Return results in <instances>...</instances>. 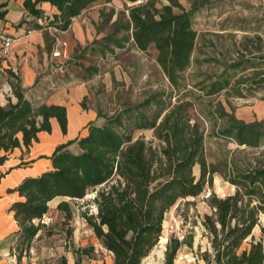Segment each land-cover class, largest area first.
Returning a JSON list of instances; mask_svg holds the SVG:
<instances>
[{
  "label": "trees",
  "instance_id": "1",
  "mask_svg": "<svg viewBox=\"0 0 264 264\" xmlns=\"http://www.w3.org/2000/svg\"><path fill=\"white\" fill-rule=\"evenodd\" d=\"M97 1L23 0V5L27 15L36 20L34 29L66 31ZM187 1L188 10L178 0H168L169 4L161 8L157 7L158 0H130L133 5L127 9L136 48L156 51L157 63L175 89L181 88L182 74L190 67L195 50L193 17L210 3ZM45 2L57 9L52 16L38 7ZM9 76L17 102L0 106V165L16 148L23 145L29 150L39 141L40 132L51 133L52 119L57 120L63 135L68 132L66 107L34 105L25 98L20 78L12 72ZM228 85L227 80L217 82L209 95L220 93ZM193 107L191 101H178L159 123L150 122L144 115L139 117L138 129L153 130L158 146L144 138L133 140L130 133L121 131L120 117L102 126L89 125L84 135L58 146L49 158L52 168L39 177L25 179L15 190L24 198L12 206L20 228L17 250L41 231L42 226L33 222L48 213L49 203L55 198L68 199L57 209L70 220V201L82 200L90 190H98L94 200L97 214L88 216L86 212L83 217L99 243L113 255V264H143L162 237L167 213L178 201L196 198L207 186L213 187L218 173L207 162L205 129L192 116ZM210 114L228 118L227 126L216 137L232 139L239 145L244 144V134L264 140L260 122L246 124L219 106ZM74 144L79 152L70 149ZM196 166H200L199 178L194 174ZM227 181L236 192L225 198L216 194L209 197L212 214L205 216L203 226L210 236L212 252L206 251L201 257L206 264H264V166L250 167ZM257 227L260 236L255 235ZM183 245L191 247V238L188 242L171 239L164 264H174ZM78 253L88 255L89 250L79 249Z\"/></svg>",
  "mask_w": 264,
  "mask_h": 264
},
{
  "label": "rangeland",
  "instance_id": "2",
  "mask_svg": "<svg viewBox=\"0 0 264 264\" xmlns=\"http://www.w3.org/2000/svg\"><path fill=\"white\" fill-rule=\"evenodd\" d=\"M178 2L187 10L190 8L187 0ZM109 3L115 7L106 5ZM168 4V0H158L157 7ZM132 5L130 0H105L94 10L95 15L87 11L84 17L90 19L97 35L86 32L85 43H71L70 76L77 85L87 83L88 94L80 104L88 114L94 112L80 136L89 125L102 126L120 117L121 131L130 133L133 140L144 138L158 146L153 130L138 129L139 117L144 115L150 122L159 123L167 109L178 101L194 104L191 114L200 120L206 133L207 162L218 173L214 175L213 187L207 186L196 198L178 201L167 213L162 237L146 261L164 263L171 239L188 242L191 238L192 246L183 245L174 264H189L187 260L196 255L199 260L191 264H206L201 255L212 252L210 236L203 226L205 216L212 214L209 197L234 195L236 187L228 178L250 167L264 166L263 139L244 134V144L239 145L232 139L216 137L227 126L228 118L210 114L215 107H223L241 122L262 123L260 131L264 134V0H210L194 15L197 41L191 65L182 74L180 89L171 86L157 63L154 49L142 52L136 48L127 10ZM174 11L180 13L178 8ZM226 80V89L209 95L214 84ZM67 93L70 97L71 90L67 89ZM70 149L79 152L77 144ZM194 174L200 177V166L194 168ZM97 191L90 190L84 199L70 201V220L57 209L68 199L55 198L48 213L33 222L42 226L41 231L17 252L26 257L34 247L39 264H107L109 252L83 217L86 212L88 216L97 214ZM261 223L264 225L262 216ZM255 235L260 236V227ZM79 249L89 250V254L81 255Z\"/></svg>",
  "mask_w": 264,
  "mask_h": 264
},
{
  "label": "crops",
  "instance_id": "3",
  "mask_svg": "<svg viewBox=\"0 0 264 264\" xmlns=\"http://www.w3.org/2000/svg\"><path fill=\"white\" fill-rule=\"evenodd\" d=\"M104 1L95 2L75 18L66 31H59L54 28L34 29L32 25L36 20L27 15L23 0H0V39L2 37L15 39L10 55L2 58L0 106L7 107L10 103L17 102L10 85L9 72H12L20 78L25 98L31 103L60 105L66 107L68 112L66 135H63L57 120L52 119L51 133L40 132L39 141L29 150L23 145L16 148L6 162L0 165V264H39L34 247L31 248L28 256L18 257L20 228L12 206L16 202L23 201L24 198L15 190L25 179L39 177L50 170L52 162L49 158L56 148L78 138L84 132L83 128L94 117L93 111L88 114L80 104L81 99L88 94L87 83L77 85L76 79L70 76L72 71L68 63L71 60V43H85L86 32L90 35L95 32L90 19L84 17L85 13L89 11L90 15H95L94 10L104 4ZM106 5L115 7L112 3ZM38 7L46 16H52L57 12L50 3H41ZM24 20L27 23L22 24ZM39 24L41 25L42 22ZM95 34L97 35L96 32ZM57 38L68 43L69 60L52 57L57 49ZM62 65L64 72L60 69ZM67 89L71 90L70 97L67 96ZM108 254L107 264H113V255ZM146 260L143 264H148Z\"/></svg>",
  "mask_w": 264,
  "mask_h": 264
},
{
  "label": "built area",
  "instance_id": "4",
  "mask_svg": "<svg viewBox=\"0 0 264 264\" xmlns=\"http://www.w3.org/2000/svg\"><path fill=\"white\" fill-rule=\"evenodd\" d=\"M60 31V30H59ZM15 42L14 38H1L0 39V58H7L11 52V46ZM56 46L57 49L53 52L52 57L54 59H61V60H69L70 53H69V45L66 41L56 39ZM61 71L64 72V65L61 66ZM196 260H199L198 255L195 257L192 256L190 259L187 260V263L191 264L194 263Z\"/></svg>",
  "mask_w": 264,
  "mask_h": 264
},
{
  "label": "water",
  "instance_id": "5",
  "mask_svg": "<svg viewBox=\"0 0 264 264\" xmlns=\"http://www.w3.org/2000/svg\"><path fill=\"white\" fill-rule=\"evenodd\" d=\"M140 3V2H139Z\"/></svg>",
  "mask_w": 264,
  "mask_h": 264
}]
</instances>
